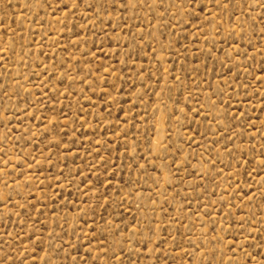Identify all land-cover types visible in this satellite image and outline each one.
I'll list each match as a JSON object with an SVG mask.
<instances>
[{"label":"rangeland","instance_id":"obj_1","mask_svg":"<svg viewBox=\"0 0 264 264\" xmlns=\"http://www.w3.org/2000/svg\"><path fill=\"white\" fill-rule=\"evenodd\" d=\"M0 264H264V0H0Z\"/></svg>","mask_w":264,"mask_h":264},{"label":"snow or ice","instance_id":"obj_2","mask_svg":"<svg viewBox=\"0 0 264 264\" xmlns=\"http://www.w3.org/2000/svg\"><path fill=\"white\" fill-rule=\"evenodd\" d=\"M123 6H124V7H127V3H125Z\"/></svg>","mask_w":264,"mask_h":264}]
</instances>
